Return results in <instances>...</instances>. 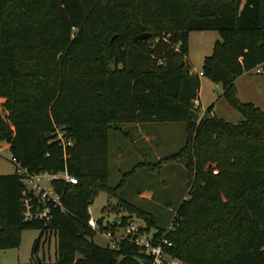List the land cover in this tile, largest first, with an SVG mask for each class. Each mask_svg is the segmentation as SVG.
I'll return each instance as SVG.
<instances>
[{
    "label": "trees",
    "instance_id": "trees-1",
    "mask_svg": "<svg viewBox=\"0 0 264 264\" xmlns=\"http://www.w3.org/2000/svg\"><path fill=\"white\" fill-rule=\"evenodd\" d=\"M9 3L14 23L2 21ZM200 30L220 40L199 74L187 53L189 32ZM143 32L150 35L139 39ZM263 63L264 0H0V142L28 173L77 179L51 181L61 207H51L49 221H24L22 175H0V249L36 229L31 253L52 233L55 261L15 264H150L127 239L96 243L88 208L98 191L118 197L122 185H105L111 127L182 122L184 143L163 161L184 163L187 198L169 227L138 211L142 231L156 228L153 237L185 264H264V112L240 101L235 85ZM200 75L221 85L241 121L191 120ZM54 132L70 139L65 149ZM127 223L99 219V228Z\"/></svg>",
    "mask_w": 264,
    "mask_h": 264
},
{
    "label": "rangeland",
    "instance_id": "rangeland-1",
    "mask_svg": "<svg viewBox=\"0 0 264 264\" xmlns=\"http://www.w3.org/2000/svg\"><path fill=\"white\" fill-rule=\"evenodd\" d=\"M17 17L13 3L7 4L2 21L14 23ZM216 40H220V36L215 30L189 32L187 61L194 72L201 71L203 58L211 54ZM262 68L264 69V63L239 77L235 85L240 101L251 102L264 112V74L260 72ZM221 93L220 84L200 75L198 107L194 111L199 118L206 113L215 114L232 123L241 121L242 116L227 104ZM117 127H111L108 131V176L105 185L114 187L121 182L122 185L118 197L103 190L98 191L92 197L90 214L94 219H101L103 225L135 221L145 226L143 216L138 214V211H142L169 227L175 218L177 205L187 198L188 186L184 163L181 160L164 162L163 159L177 152L183 145L185 124L149 122L119 124ZM15 170L8 144L1 141L0 175L13 174ZM44 184L48 185L49 180H45ZM119 199L127 204L118 205ZM115 216L118 217L113 221ZM154 232L156 228L151 227L148 236L151 237ZM38 235L39 231L36 229L21 231L17 247L0 249V264L30 263L41 259L44 263L54 262L56 240L52 233L46 240L41 241L36 255L31 253ZM93 240L99 245H105L104 239L96 233Z\"/></svg>",
    "mask_w": 264,
    "mask_h": 264
},
{
    "label": "built area",
    "instance_id": "built-area-1",
    "mask_svg": "<svg viewBox=\"0 0 264 264\" xmlns=\"http://www.w3.org/2000/svg\"><path fill=\"white\" fill-rule=\"evenodd\" d=\"M264 74V69L260 71ZM198 101L193 103L194 107H198ZM55 140L59 142L63 149L70 144V139L66 138L62 132H54ZM16 171L22 175L25 188L23 189L20 197V202L23 208L22 218L24 221L43 220L49 221L51 214V207L59 206V195L53 190L51 181L53 179H61L66 183L75 184L77 179L68 174L66 171L58 174H50L41 172L38 174H31L21 167L14 159ZM49 180V184L45 185L44 181ZM64 211L63 209H61ZM87 225L89 228L100 237L104 239L106 245L114 247L122 240H128L137 247L141 252L150 257V264H181L179 259L167 253L164 246H169L170 243L164 238H154L148 236V233L142 231L145 226L140 225L135 221H129L124 227L120 228L117 232H112L110 229H100L99 219H94L90 214L88 208Z\"/></svg>",
    "mask_w": 264,
    "mask_h": 264
},
{
    "label": "water",
    "instance_id": "water-1",
    "mask_svg": "<svg viewBox=\"0 0 264 264\" xmlns=\"http://www.w3.org/2000/svg\"><path fill=\"white\" fill-rule=\"evenodd\" d=\"M149 35H150V32H143V33L139 34L137 37H138L139 39H145V38H147ZM189 117L191 118V120H192L193 122H196V121L198 120V118H199V115H198V113H196L194 110H190V111H189ZM117 217H118V216H115L114 219H113V221H116ZM37 262L39 263L40 260H38Z\"/></svg>",
    "mask_w": 264,
    "mask_h": 264
},
{
    "label": "crops",
    "instance_id": "crops-1",
    "mask_svg": "<svg viewBox=\"0 0 264 264\" xmlns=\"http://www.w3.org/2000/svg\"><path fill=\"white\" fill-rule=\"evenodd\" d=\"M260 67V66H259ZM259 67H256V68H259ZM193 71V70H192ZM199 74H200V71H199ZM244 74H246V73H244ZM244 74H242V75H240L239 77H241V76H243ZM262 74V73H261ZM239 77L236 79V81L239 79ZM236 81H235V84H236ZM133 124V123H132ZM135 124H139V123H135ZM104 244H106V242L104 243Z\"/></svg>",
    "mask_w": 264,
    "mask_h": 264
}]
</instances>
